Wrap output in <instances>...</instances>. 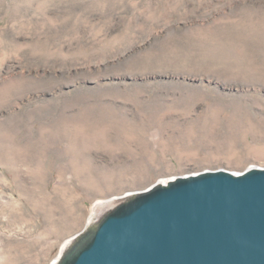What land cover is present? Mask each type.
I'll use <instances>...</instances> for the list:
<instances>
[{
	"label": "rangeland",
	"instance_id": "rangeland-1",
	"mask_svg": "<svg viewBox=\"0 0 264 264\" xmlns=\"http://www.w3.org/2000/svg\"><path fill=\"white\" fill-rule=\"evenodd\" d=\"M251 168L264 0H0V264H58L116 198Z\"/></svg>",
	"mask_w": 264,
	"mask_h": 264
},
{
	"label": "water",
	"instance_id": "water-1",
	"mask_svg": "<svg viewBox=\"0 0 264 264\" xmlns=\"http://www.w3.org/2000/svg\"><path fill=\"white\" fill-rule=\"evenodd\" d=\"M78 238L58 264H264V168L157 184Z\"/></svg>",
	"mask_w": 264,
	"mask_h": 264
},
{
	"label": "bare ground",
	"instance_id": "bare-ground-1",
	"mask_svg": "<svg viewBox=\"0 0 264 264\" xmlns=\"http://www.w3.org/2000/svg\"><path fill=\"white\" fill-rule=\"evenodd\" d=\"M172 180H175V179H172ZM172 180H169V181H167V182H165V183H162V182H159V183H157V184H160V185H167L170 181H172ZM156 184V185H157ZM109 190H111V189H109ZM142 192H137V193H133V194H131V195H127V196H124V197H119V198H116L117 200L115 201V206L114 207H112L103 217H101L100 219H98L97 221H98V224L110 213V212H112L113 210H115V208H117L118 206H120V205H122V204H124V203H126V202H128V201H130L134 196H136V195H138V194H141ZM98 224H96L95 226H97ZM80 235H78V236H76V237H74L73 239H71L68 243H67V245H66V247H65V249H64V252L65 251H67L74 243H76V241H78V237H79ZM63 252V253H64ZM56 264V263H55Z\"/></svg>",
	"mask_w": 264,
	"mask_h": 264
}]
</instances>
